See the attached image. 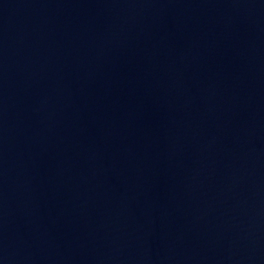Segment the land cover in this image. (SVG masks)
Instances as JSON below:
<instances>
[{
	"label": "water",
	"instance_id": "water-1",
	"mask_svg": "<svg viewBox=\"0 0 264 264\" xmlns=\"http://www.w3.org/2000/svg\"><path fill=\"white\" fill-rule=\"evenodd\" d=\"M0 264H264V0H0Z\"/></svg>",
	"mask_w": 264,
	"mask_h": 264
}]
</instances>
